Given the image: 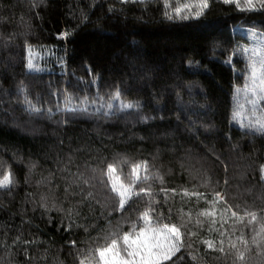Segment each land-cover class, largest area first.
Returning a JSON list of instances; mask_svg holds the SVG:
<instances>
[{"label":"trees","instance_id":"trees-1","mask_svg":"<svg viewBox=\"0 0 264 264\" xmlns=\"http://www.w3.org/2000/svg\"><path fill=\"white\" fill-rule=\"evenodd\" d=\"M163 10V0H0V161L12 165L19 180L11 192L0 191V264H79V249L105 246L110 241L104 237L117 225L128 230L121 220L127 214L113 211L116 200L99 182L101 169L114 163L127 174L131 163L141 160L164 180L148 182L160 201L157 210L167 215L171 207L173 222L180 216L188 221L190 214L188 228L198 233L191 247L177 254L184 256L178 264H264V243L259 248L252 243L264 223V133L233 122V97L247 63L241 52L225 63L233 48L249 45L244 29L264 35V10L242 12L214 0L201 19L189 21H168ZM65 31L69 38L58 39ZM25 40L35 48L61 49L65 70L28 74ZM94 78L97 84L89 86ZM21 82L30 99L40 97V105L53 112L58 90L94 95L99 87L103 95L116 85L141 111L111 118L30 115L17 95ZM59 103L64 106L62 97ZM32 162L36 166L29 172ZM160 188L178 194L169 192L165 204ZM184 189L208 200L223 192L243 219L228 212L223 227L218 215L212 225L197 214L213 206L183 196ZM245 211L255 212L257 221L250 224ZM241 236L246 246L238 241ZM204 239L217 246L223 239L225 251L207 248ZM230 243L244 252L243 261Z\"/></svg>","mask_w":264,"mask_h":264},{"label":"snow or ice","instance_id":"snow-or-ice-1","mask_svg":"<svg viewBox=\"0 0 264 264\" xmlns=\"http://www.w3.org/2000/svg\"><path fill=\"white\" fill-rule=\"evenodd\" d=\"M122 2L127 3L129 0H122ZM131 2L145 3L146 0H131ZM212 2L214 0H177L176 4L173 5L170 3V0H163V16L168 21L199 20L210 10ZM215 2H222L224 5H234L236 9L242 12L264 10V0H215ZM112 10L109 9V11ZM84 19H87V16ZM70 35L69 32L65 31L58 33L57 38L67 40ZM249 36L252 46L238 45L233 48V56H230L225 61V63H232L233 57L237 52L243 53L247 58L248 75L245 77L243 87L235 89L232 120L238 123L241 128L251 131L253 134L255 132L264 133V113L257 114L261 105L264 104V36H260L253 30L249 31ZM25 46L27 49V62L25 64L27 73L33 74L45 71L40 61L46 57L55 55V53L51 49L36 51L32 45L28 44L27 40H25ZM57 62L64 67L62 57H58ZM189 63L191 66V62ZM89 73L91 74V68H89ZM88 83L89 86L95 85L97 84V79L94 78ZM81 91L84 93L83 95L69 92L67 89L58 90L54 93L58 97L55 112L51 108H43L40 105V97H37L35 102L30 99L23 82H21L17 89V95H22L24 110L30 115L42 116L47 113L50 119L57 113H62L65 116L73 118L77 116H103L104 118H111L120 113L131 114L133 111L138 115L140 114L141 107L139 102L125 101L123 99L124 90L119 85L114 86L113 91L103 95L99 87L94 95L88 94L86 89H82ZM241 93H243V103H241ZM61 97L63 98V107L59 103V98ZM140 118L145 121L152 119V117L148 116H141ZM63 122L66 123L67 121ZM190 123L192 122L190 121ZM193 129H195L194 123ZM127 163V160L121 161L122 165ZM35 166V162H32L29 172ZM260 171L261 179H264V165L260 166ZM92 179H95V177ZM152 179H158L162 184L164 182L163 177L159 174L155 175V177L150 174V166L147 160L131 163L130 171L127 174L123 172L122 168L118 171L114 163H108L106 169H101L99 182L113 194L116 200L113 211L127 214L122 215L121 220L128 223L129 228L126 231H121L119 225H117L116 230L104 237L106 242L110 241L105 246L79 249V264H178L179 261H183L184 256H178L177 254L181 253V249L190 248L191 239L197 237L198 233L188 228L190 214L188 221H185L184 217L180 216L178 222H173L174 213L171 207L168 208L167 215L157 210L160 201L155 199L156 193L153 191L151 184L148 183ZM27 180L28 177L26 176L25 182ZM84 183H88V180H85ZM18 184L19 180L12 165L0 161V191L11 192ZM160 192L163 193V203L165 204L168 203L169 192L172 195L178 194L174 188H160ZM182 195L186 197L195 196L197 200L203 198L206 203L212 205L213 208L204 209L197 214L198 217H209L212 225L218 222L215 219L218 215L221 227H223V224L227 223L225 217L228 212H231V217L243 219V217L238 216L236 211H232V206L228 204L219 191L214 192L212 200H208L202 193L196 191L189 192L187 189L183 190ZM88 196L92 197L93 193L88 192ZM42 200L44 202L41 204V207L46 211L49 210L46 197H42ZM221 202L224 207L216 210L215 205ZM140 203L145 205L142 211L137 206ZM68 214L69 218H71L72 210H69ZM245 215L249 217L250 224L257 221V214L255 212L245 211ZM72 223L68 224L65 231L71 230ZM200 223L201 221L198 218L196 224L199 225ZM109 224L111 225V221H109ZM210 230L214 229L210 228ZM253 231L255 232L256 229L253 228ZM224 234V232L219 233L221 237ZM17 240H19V237H17ZM238 241L245 246L248 244V240L244 239L243 236L238 237ZM25 243L30 242L25 241ZM201 243L214 251L221 253L225 251L223 239H220L219 246H217L215 241L210 239H204ZM252 243L258 248L261 243H264V223L261 224L260 230L253 236ZM70 244L75 246L76 241L72 240ZM230 248L236 250L237 260H244V252L237 249L236 244L230 243ZM189 255L192 256L193 260L196 259L192 253H189Z\"/></svg>","mask_w":264,"mask_h":264},{"label":"rangeland","instance_id":"rangeland-1","mask_svg":"<svg viewBox=\"0 0 264 264\" xmlns=\"http://www.w3.org/2000/svg\"><path fill=\"white\" fill-rule=\"evenodd\" d=\"M249 31L250 30H245L244 29V34H246L248 37H250L249 36ZM253 31L255 33L259 34L260 36H264L263 34L259 33L258 31H255V30H253ZM247 46L248 47H251L252 46L251 40H250L249 45H247ZM33 48L36 51H43L44 49H51L55 53V55H52L50 57H46L44 60L40 61L41 66L43 68H45V71L58 70L60 72H63L65 70V56H63L60 53V50L61 49H59L58 47H54V46H51V47L44 46V47H38V48L33 47ZM58 57H62L63 58V60H64V67H62L61 64L57 62V58ZM245 59H247L246 56H245ZM247 75H248V67H247V71H246L245 77ZM244 83H245V80H244ZM244 83H243V85H244ZM243 85H241L240 88H242ZM240 97H241V103H243V93L240 94ZM261 113H264V112L262 111V109L260 107V109L258 110V113L257 114L259 115ZM220 193H221L222 196H224L223 192H220Z\"/></svg>","mask_w":264,"mask_h":264}]
</instances>
